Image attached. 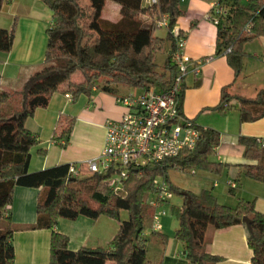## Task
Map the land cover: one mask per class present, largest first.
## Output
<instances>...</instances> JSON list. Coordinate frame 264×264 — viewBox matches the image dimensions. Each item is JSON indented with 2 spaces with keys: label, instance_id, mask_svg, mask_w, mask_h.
<instances>
[{
  "label": "trees",
  "instance_id": "1",
  "mask_svg": "<svg viewBox=\"0 0 264 264\" xmlns=\"http://www.w3.org/2000/svg\"><path fill=\"white\" fill-rule=\"evenodd\" d=\"M8 1L0 0V10ZM42 1L54 17L47 29L45 66L29 77L20 89L0 91V264H14L16 259L13 243L16 227L7 209L13 202L17 186L41 189L38 219L32 229L54 230L60 218L74 220L81 215L93 219L107 215L120 221L117 234L106 247L72 250L69 237L54 230L50 264H155L148 257L147 238L143 235L156 213L149 199L156 191L155 182L159 176L169 183L173 193L184 198L183 205L175 208L179 221L175 237L183 245L186 260L191 264H218L221 257L205 250L206 233L210 228L243 224L248 229V242L253 250L251 264H264V213L256 209L254 201L241 200L232 207L220 203L211 190L185 195L169 180L171 168L191 172L200 168L219 174L230 167L212 159L221 141V134L215 129L196 124L201 138L194 150L184 149L178 156L159 164L131 167L130 176L119 192H114L107 182L111 173L101 175L84 169L81 177H73L69 172L71 163L29 171L31 149L38 140L26 121L38 108L47 107L56 92L77 97L91 95L95 87L110 93H115L118 87L140 91H167L172 87L178 67L171 56L160 65L157 55L165 52L168 45L175 48L172 30L184 15L182 0H159L154 6L147 5L145 0H112L121 7L117 20L103 17L109 0ZM221 2L229 10L217 25L216 53L226 55L235 73V83L244 75L247 43L264 36V0ZM165 15L169 16V27L167 36L162 38L156 35V30ZM250 22L252 27L247 31ZM15 31L16 25L11 29L0 27V51L12 50ZM228 48H232L231 51H226ZM78 72L83 74L80 82L73 79ZM228 88L222 90L221 110L237 100L242 122L264 118V88L253 97L232 95ZM183 94L184 85L181 108ZM74 125V117L61 115L56 126L57 139L67 143ZM239 141L245 147L244 156L259 161L246 166V176L264 180L263 140L240 136ZM121 210L128 211V219H119ZM245 216L252 221V230L243 222ZM152 236L164 245L169 238L161 230L153 231Z\"/></svg>",
  "mask_w": 264,
  "mask_h": 264
},
{
  "label": "crops",
  "instance_id": "2",
  "mask_svg": "<svg viewBox=\"0 0 264 264\" xmlns=\"http://www.w3.org/2000/svg\"><path fill=\"white\" fill-rule=\"evenodd\" d=\"M216 1L182 0L184 15L176 25L187 34L186 54L192 60L184 80L182 112L198 126L220 132L221 141L212 159L230 166L219 174L206 172L208 174L202 178L203 187L195 193L211 190L220 203L232 207L241 200L254 201L256 209L264 213V180L246 176V166L258 164L259 161L247 159L244 156L245 147L239 141L240 136L264 141V118L242 122L237 100H232L227 109L219 108L222 90L226 86L230 94L248 97L256 96L264 88V36L247 43V57L250 56L251 61L247 65V73L234 83L235 73L226 55L216 53L218 27L209 18ZM111 3L114 19H107L117 20L121 7L116 2ZM53 22V12L48 10L42 0H9L5 3L0 10V27L11 29L16 25V31L12 50L0 51V91L20 89L29 77L45 66L47 29ZM171 50L172 46L168 45L167 57ZM206 58L212 59L198 65L199 60ZM196 66H200L198 74L193 71ZM131 91L140 92L126 87L116 88L115 93L95 87L91 95L81 94L77 97L63 91L56 92L47 107L38 108L26 121V126L38 140V144L31 149L29 171L85 162L99 156L105 147L107 122L120 119L127 112V107L118 102V97ZM67 94H71L72 98ZM61 115L75 118L67 143L58 140L56 135ZM229 180L237 181L238 187L232 189L228 185ZM40 192L39 188L17 186L13 202L7 209L16 227L13 234L16 252L14 264H50L54 230L69 237L72 250L100 247L116 235L117 231L111 222L84 215L74 220L60 218L54 230L32 229L31 226L38 219ZM158 242L164 252L156 264H191L184 258L183 245L175 235L168 238L166 245ZM205 250L221 257L218 264L252 262L253 250L248 242V229L243 224L210 228L205 237Z\"/></svg>",
  "mask_w": 264,
  "mask_h": 264
},
{
  "label": "built area",
  "instance_id": "3",
  "mask_svg": "<svg viewBox=\"0 0 264 264\" xmlns=\"http://www.w3.org/2000/svg\"><path fill=\"white\" fill-rule=\"evenodd\" d=\"M159 0H145L150 6L157 5ZM221 0L214 3L209 18L218 25L221 17L228 14ZM159 27H169V16L165 15L159 22ZM252 23L246 26L250 31ZM176 40L175 48L170 55L177 65L179 73L172 87L167 91L158 89L131 91L118 102L127 107V112L120 119L107 122L105 147L99 156L85 162L71 163L69 172L73 177H81L84 169L89 172L106 175L111 173L107 182L114 192L121 191L130 176V168H141L149 164L161 163L167 158L178 156L184 149L194 150L201 138V130L194 120L187 118L181 108L180 96L183 91L185 77L189 72L191 58L186 54L187 34L181 33L175 26L172 30ZM228 48L226 51H231ZM206 58L199 60L201 65ZM198 74L200 66L193 68ZM72 98L71 94H67ZM264 147V141L261 142ZM193 173L195 170L192 171ZM228 185L235 189L238 183L229 180ZM155 193L149 199V204L156 209L152 221V230L162 229L161 214L166 204L173 198L174 193L169 183L164 179L155 182Z\"/></svg>",
  "mask_w": 264,
  "mask_h": 264
},
{
  "label": "rangeland",
  "instance_id": "4",
  "mask_svg": "<svg viewBox=\"0 0 264 264\" xmlns=\"http://www.w3.org/2000/svg\"><path fill=\"white\" fill-rule=\"evenodd\" d=\"M114 2L112 0L108 1V4L104 10L103 17L104 18H111L114 19L113 17V10H112V3ZM47 6V5H46ZM48 10L50 8L47 6ZM46 21L49 23L48 19ZM46 23V22H45ZM156 35L162 38H165L167 36V31L164 28H158L156 30ZM250 57V56H249ZM249 57H246L245 60V69L244 73H247V65H249ZM167 58V52H162L158 53L157 55V62L160 65H163L166 61ZM74 81L80 82L83 80V74L81 72H78L74 75L73 77ZM196 173L194 174L191 171H183L177 168H171L168 170V177L170 182L176 187L181 190V192H192L195 193V191H199L201 187H203V181L202 178L204 175L208 174L206 172H209L204 169H195ZM212 173V172H209ZM217 174V173H213ZM224 178V177H223ZM159 181H163L164 177L159 176L158 177ZM221 181H224L223 179ZM223 183V182H222ZM223 187H226L225 184H222ZM196 194V193H195ZM184 203V198L181 194H178L177 192H174L173 198L170 200L168 204H166L163 208H161L162 211H165L164 214H161L160 219H161V224H162V229L161 232L168 237H171L172 235L176 234L177 229L179 228V221L177 218V214L175 213V208L176 207H181ZM129 218V213L127 210H121L120 211V218L121 220H126ZM98 219L100 220H107L108 222H111L114 227L115 231L118 232L120 227V221L115 218H111L107 215H102ZM118 226V227H117ZM153 230H152V222L150 225L146 227L144 230V238H147V249H148V257L151 259L155 264L159 260V258L163 255L164 249L161 244L157 240H155L152 236ZM117 234V233H116ZM115 237V236H114ZM112 240H106L102 246L106 247L109 245V243ZM159 257V258H158ZM108 264H113L112 262H109Z\"/></svg>",
  "mask_w": 264,
  "mask_h": 264
},
{
  "label": "water",
  "instance_id": "5",
  "mask_svg": "<svg viewBox=\"0 0 264 264\" xmlns=\"http://www.w3.org/2000/svg\"><path fill=\"white\" fill-rule=\"evenodd\" d=\"M185 195H188V192H184ZM191 201V197H189V202ZM243 222L247 224L249 230H252V221L250 220V218H248L247 216H245L243 218Z\"/></svg>",
  "mask_w": 264,
  "mask_h": 264
}]
</instances>
